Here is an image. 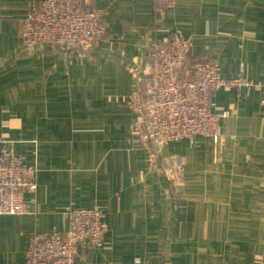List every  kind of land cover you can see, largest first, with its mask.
I'll use <instances>...</instances> for the list:
<instances>
[{"label": "crops", "instance_id": "1", "mask_svg": "<svg viewBox=\"0 0 264 264\" xmlns=\"http://www.w3.org/2000/svg\"><path fill=\"white\" fill-rule=\"evenodd\" d=\"M41 1L0 0V138L38 184L25 214L0 216V264H25L30 237L66 232L68 207L96 204L109 233L76 264H264V0H79L105 10L108 34L73 50L26 45L24 21ZM175 33L192 40L193 59L262 86L216 93L228 112L218 142L135 149L127 97Z\"/></svg>", "mask_w": 264, "mask_h": 264}, {"label": "built area", "instance_id": "2", "mask_svg": "<svg viewBox=\"0 0 264 264\" xmlns=\"http://www.w3.org/2000/svg\"><path fill=\"white\" fill-rule=\"evenodd\" d=\"M177 1L159 0L164 5ZM105 16L104 9H87L79 0H44L30 9L22 37L27 46L51 43L68 50L89 49L108 34ZM191 50L192 40L175 33L166 47L151 51L146 85L135 87L126 101L134 117L133 148L158 152L195 137L218 142L228 112L217 105L216 93L222 88L262 86L261 81L226 77L216 58L193 61ZM0 144V216L23 215L26 195L38 191L37 168L17 156L7 139L0 138ZM166 172L176 190L183 170L174 166ZM68 209V231L30 237L25 264H76L84 248L104 245L109 222L101 205Z\"/></svg>", "mask_w": 264, "mask_h": 264}, {"label": "trees", "instance_id": "3", "mask_svg": "<svg viewBox=\"0 0 264 264\" xmlns=\"http://www.w3.org/2000/svg\"><path fill=\"white\" fill-rule=\"evenodd\" d=\"M96 45H97V44H96ZM96 45H95V46H96ZM95 46H93V47H95ZM93 47H92V48H93ZM192 60H193V61H196V60H198V59H193V58H192ZM198 61H199V60H198Z\"/></svg>", "mask_w": 264, "mask_h": 264}, {"label": "rangeland", "instance_id": "4", "mask_svg": "<svg viewBox=\"0 0 264 264\" xmlns=\"http://www.w3.org/2000/svg\"><path fill=\"white\" fill-rule=\"evenodd\" d=\"M24 23H25V21H24ZM24 26V25H23ZM23 29V28H22ZM21 34H22V30H21ZM72 50V49H71Z\"/></svg>", "mask_w": 264, "mask_h": 264}]
</instances>
